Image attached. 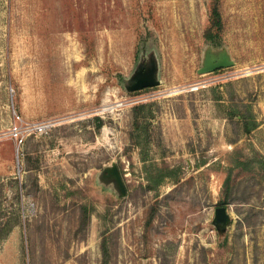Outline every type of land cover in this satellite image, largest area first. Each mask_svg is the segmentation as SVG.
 Returning <instances> with one entry per match:
<instances>
[{
    "label": "rangeland",
    "instance_id": "1",
    "mask_svg": "<svg viewBox=\"0 0 264 264\" xmlns=\"http://www.w3.org/2000/svg\"><path fill=\"white\" fill-rule=\"evenodd\" d=\"M210 4L0 0V264H264V0H221L235 65L199 74Z\"/></svg>",
    "mask_w": 264,
    "mask_h": 264
},
{
    "label": "trees",
    "instance_id": "2",
    "mask_svg": "<svg viewBox=\"0 0 264 264\" xmlns=\"http://www.w3.org/2000/svg\"><path fill=\"white\" fill-rule=\"evenodd\" d=\"M220 2L221 0H211L210 4V16H209V24L208 27L205 30L204 33V38L205 41L210 45L214 47V52L215 54L220 53L221 51L218 49L222 45V33L224 30V23H223V18L221 14V8H220ZM220 51V52H216ZM213 52V51H212ZM213 52V53H214ZM136 59H137V54H136ZM154 63V60L151 58H147V60L144 58L141 62L138 63L137 69L139 71H146L150 67H152V64ZM134 80L128 81L127 85L131 86L134 84ZM155 114L153 111L146 105V104H137L133 108V133L131 134L132 139L134 141V144L137 146H141V141H142V135L141 132H147L149 129L146 126V123L148 121H151L150 119L154 118ZM150 124V123H149ZM102 125V122L100 120L99 122V127ZM255 128V126H251L246 129L247 132H249L251 129ZM149 136L147 135V138ZM165 174L157 175L156 177L152 178L150 180V187H156L159 186L164 179ZM224 192H225V198L220 201V205L222 207H225L228 205V200L231 196L232 193V179L230 176H228L227 180L225 181L224 184ZM224 228L221 225V232H223ZM102 249V262L101 264H109V247L106 242L102 243L101 245Z\"/></svg>",
    "mask_w": 264,
    "mask_h": 264
},
{
    "label": "water",
    "instance_id": "3",
    "mask_svg": "<svg viewBox=\"0 0 264 264\" xmlns=\"http://www.w3.org/2000/svg\"><path fill=\"white\" fill-rule=\"evenodd\" d=\"M235 65V62L230 58L226 52H220L219 54H214L209 52L206 56L204 65L198 70L199 74H209L222 69L230 68ZM144 71L139 72V77L135 80L129 88L131 91H138L147 88L154 87L158 84L155 78V68L153 67L147 75H143ZM110 174L115 177L119 184L122 193L126 194L125 185L121 177L119 168L117 166L112 167ZM227 209L226 207H219L216 210V223L220 225H225L227 223Z\"/></svg>",
    "mask_w": 264,
    "mask_h": 264
}]
</instances>
